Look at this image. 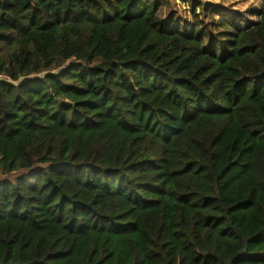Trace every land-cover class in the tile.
Instances as JSON below:
<instances>
[{
    "label": "trees",
    "instance_id": "16d2710c",
    "mask_svg": "<svg viewBox=\"0 0 264 264\" xmlns=\"http://www.w3.org/2000/svg\"><path fill=\"white\" fill-rule=\"evenodd\" d=\"M190 1L0 0V264H264V0Z\"/></svg>",
    "mask_w": 264,
    "mask_h": 264
},
{
    "label": "rangeland",
    "instance_id": "374dc122",
    "mask_svg": "<svg viewBox=\"0 0 264 264\" xmlns=\"http://www.w3.org/2000/svg\"><path fill=\"white\" fill-rule=\"evenodd\" d=\"M261 10L260 0H191L188 3L172 2L161 11V16L170 29L178 28L182 34H187L196 28L197 32L204 31L205 40L213 37L221 41L230 32L226 25L245 29L259 22ZM39 167L19 169L13 174H0V177L15 180L20 175L33 173Z\"/></svg>",
    "mask_w": 264,
    "mask_h": 264
},
{
    "label": "built area",
    "instance_id": "2783aa9c",
    "mask_svg": "<svg viewBox=\"0 0 264 264\" xmlns=\"http://www.w3.org/2000/svg\"><path fill=\"white\" fill-rule=\"evenodd\" d=\"M8 79H9L8 77L0 75V80H8Z\"/></svg>",
    "mask_w": 264,
    "mask_h": 264
}]
</instances>
